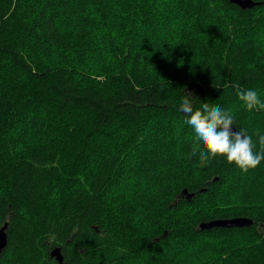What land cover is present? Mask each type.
<instances>
[{
	"label": "trees",
	"instance_id": "obj_1",
	"mask_svg": "<svg viewBox=\"0 0 264 264\" xmlns=\"http://www.w3.org/2000/svg\"><path fill=\"white\" fill-rule=\"evenodd\" d=\"M255 1L0 0V264H264V160L201 163L179 110L219 105L258 150L264 110L233 87L264 102ZM235 216L253 224L198 227Z\"/></svg>",
	"mask_w": 264,
	"mask_h": 264
},
{
	"label": "clouds",
	"instance_id": "obj_2",
	"mask_svg": "<svg viewBox=\"0 0 264 264\" xmlns=\"http://www.w3.org/2000/svg\"><path fill=\"white\" fill-rule=\"evenodd\" d=\"M236 95L248 111L264 110L255 90L243 91L238 85H233ZM193 96L186 93L181 101L179 110L188 117L185 123L194 129L198 143L193 145L192 155L199 154L201 163H207L214 158L223 157L228 164H235L242 172L255 169L264 160V135L259 131V148L251 136L243 129H234L233 115L223 110L219 105L210 106L203 103L200 109L193 110Z\"/></svg>",
	"mask_w": 264,
	"mask_h": 264
},
{
	"label": "water",
	"instance_id": "obj_3",
	"mask_svg": "<svg viewBox=\"0 0 264 264\" xmlns=\"http://www.w3.org/2000/svg\"><path fill=\"white\" fill-rule=\"evenodd\" d=\"M230 3H233L240 7L241 9H248L251 8L257 4H260V2H257L255 0H229ZM195 88H197L200 92L203 91L202 87L199 84L194 85ZM234 129L238 130L235 125L232 126ZM183 194H186L188 198L193 196V193H188L187 190L183 189ZM251 224H253V220L249 217L245 216H235L230 218H215L210 219L207 221H201L198 225V227L202 230L204 229H210L214 227H248ZM7 228H8V221H5L0 226V254L3 252L7 245L8 241V234H7ZM50 255L56 259L58 264H61L63 261V255L61 253L60 247L56 246L50 251Z\"/></svg>",
	"mask_w": 264,
	"mask_h": 264
},
{
	"label": "rangeland",
	"instance_id": "obj_4",
	"mask_svg": "<svg viewBox=\"0 0 264 264\" xmlns=\"http://www.w3.org/2000/svg\"><path fill=\"white\" fill-rule=\"evenodd\" d=\"M145 184V183H144ZM147 186V185H146ZM158 188V187H157ZM227 188V187H223ZM128 192L131 194V196L136 200V202L139 205L140 208V212L142 211L143 213V217H141V219H145L146 218V213L147 211H149L150 215L151 214H161V207H159L160 204H158V202H155L154 199L152 200V203L154 204L155 207H152L153 204L151 205V202L149 203L147 200H145V195H147L146 190L145 189H138L137 187L133 186H128ZM234 196H227L224 195L222 197L223 201L221 202V206H225L228 204V200L233 199ZM152 210H151V209Z\"/></svg>",
	"mask_w": 264,
	"mask_h": 264
}]
</instances>
